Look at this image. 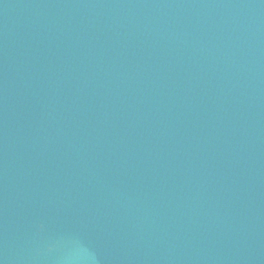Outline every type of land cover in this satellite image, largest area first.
<instances>
[{
  "label": "water",
  "instance_id": "water-1",
  "mask_svg": "<svg viewBox=\"0 0 264 264\" xmlns=\"http://www.w3.org/2000/svg\"><path fill=\"white\" fill-rule=\"evenodd\" d=\"M0 264H264V0H0Z\"/></svg>",
  "mask_w": 264,
  "mask_h": 264
}]
</instances>
